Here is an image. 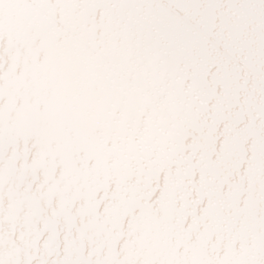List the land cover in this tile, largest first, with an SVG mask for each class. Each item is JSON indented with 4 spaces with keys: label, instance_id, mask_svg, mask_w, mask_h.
Listing matches in <instances>:
<instances>
[{
    "label": "snow or ice",
    "instance_id": "obj_1",
    "mask_svg": "<svg viewBox=\"0 0 264 264\" xmlns=\"http://www.w3.org/2000/svg\"><path fill=\"white\" fill-rule=\"evenodd\" d=\"M0 264H264V0H0Z\"/></svg>",
    "mask_w": 264,
    "mask_h": 264
}]
</instances>
